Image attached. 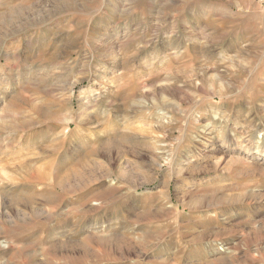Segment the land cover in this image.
Wrapping results in <instances>:
<instances>
[{"label":"rangeland","instance_id":"374dc122","mask_svg":"<svg viewBox=\"0 0 264 264\" xmlns=\"http://www.w3.org/2000/svg\"><path fill=\"white\" fill-rule=\"evenodd\" d=\"M0 264H264V0H0Z\"/></svg>","mask_w":264,"mask_h":264},{"label":"bare ground","instance_id":"6f19581e","mask_svg":"<svg viewBox=\"0 0 264 264\" xmlns=\"http://www.w3.org/2000/svg\"><path fill=\"white\" fill-rule=\"evenodd\" d=\"M236 62H238V61H236ZM236 62H235V63H236ZM233 63H234V62H233ZM238 63H239V62H238ZM240 65H243V64L241 63ZM248 65H249V64H248ZM223 66H224V65H223ZM244 66H245V65H244ZM257 66H258V65H257ZM241 67H243V66H241ZM254 67H255V66H254ZM242 69H243V68H241V70H242ZM247 69H248V68H247ZM243 71H244V70H243ZM249 71H250V70H249ZM253 71H255V70H253ZM253 71H252V72H253ZM233 89H234V88H233ZM236 90H237V89H236ZM208 136H209V137L211 136L210 139H212V140L216 138V136H214V134H211V133H209ZM115 144H116V143H115ZM117 145H118V144H117ZM117 145H116V146H117ZM112 147H113V146H112ZM114 148H115V147H114ZM114 148H113V149H114ZM119 148L121 149L120 146H119ZM117 150H118V149H117ZM213 150H214V149H213ZM118 151H119V150H118ZM119 153H121V152H119ZM121 156H122V155H121ZM123 158H124V157H123ZM234 160H235V158H234ZM240 160H241L240 158H237L235 162H238V163H239ZM125 165H126V163H125ZM127 165H128V164H127ZM127 165H126V166H127ZM54 199H55V197H48L47 201H48V203H49V202L52 203V202L54 201ZM213 215H214V214H213Z\"/></svg>","mask_w":264,"mask_h":264}]
</instances>
